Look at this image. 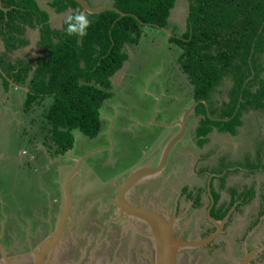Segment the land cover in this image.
Here are the masks:
<instances>
[{
    "label": "trees",
    "instance_id": "obj_1",
    "mask_svg": "<svg viewBox=\"0 0 264 264\" xmlns=\"http://www.w3.org/2000/svg\"><path fill=\"white\" fill-rule=\"evenodd\" d=\"M186 1L185 29L171 31L167 43L180 51L177 65L188 80L194 103L204 100L211 118H229L213 120L203 103L196 105L193 113L201 117L194 136L203 145L215 129L234 134L244 112H264V0ZM176 2L113 0L125 16L114 11L88 14L90 26L81 37L67 34L66 21L60 29H52L47 13L34 0H0V78L5 87L10 80L27 87L26 113L44 106L46 99L51 101L44 107V119L52 156L71 150L74 132L89 138L99 134L101 108L113 96L111 78L129 59L126 48L141 41L144 26L168 28ZM52 5L57 13L81 12L73 0H53ZM36 26L35 63L10 59L27 42L25 28ZM252 197L249 193L244 202ZM213 199L214 214L218 197ZM229 208L215 216L222 219Z\"/></svg>",
    "mask_w": 264,
    "mask_h": 264
},
{
    "label": "rangeland",
    "instance_id": "obj_2",
    "mask_svg": "<svg viewBox=\"0 0 264 264\" xmlns=\"http://www.w3.org/2000/svg\"><path fill=\"white\" fill-rule=\"evenodd\" d=\"M101 1L102 0H99V2ZM86 2L93 8L94 6H96L95 2L92 0H86ZM40 6L44 11L47 12L48 15H53L52 10L50 9V6H48V4H43ZM187 7L188 3L186 0H177L174 9L171 11V16L169 18L170 24L166 29L175 33H177L178 30V33L184 31L186 23L185 19L187 16ZM88 14L90 13H87V15ZM65 20H57L52 24H49L50 26H55L52 28H61ZM36 34V31L31 32V42L29 46L21 47L18 53L13 54V57L11 59L15 60L16 58H26L29 56L34 62L36 56L39 55V49L34 46ZM168 38L169 35L163 29H158L151 26L143 27V36L141 38V41L137 45L129 46L128 48H126V52L129 57L127 63H130L128 68L125 69L121 77L116 80L115 84L112 86V98L107 102H104L101 108V131L94 138L98 139L99 137H101V140L94 141L93 139L87 137V139L83 143H81V139L83 136L80 133L75 134L74 145L68 152V154H65L66 159L69 160V165L72 162L70 158L75 159V157L79 155H85L100 148L99 152L90 155L84 161V163L78 170V174L73 178L72 184L74 185L72 190L78 195L85 194L87 191H90V195L100 188H113L115 179L117 180L118 185H120L121 181L123 182L133 170L144 165L149 158L154 157L153 159H155V154L160 155V151L158 150V148L161 146V144L165 143L166 137H170L167 136L166 133L170 134L173 132L174 135L180 132V127L173 126L165 130L163 125H166V123H176L182 117L184 113L181 114V117L175 122L174 120L179 117L180 113L171 114L175 109H177V106L180 105V101H182V107H186V104H188L187 101H189L190 105L187 106V110L193 105L194 101L191 92L192 90L189 84L185 83L186 76L177 72L180 69L177 65V57L179 56L180 51L175 46L167 43ZM22 50H24V53L21 52ZM159 63L162 65V68H159ZM169 68H171L170 74L173 76V79L168 82L171 85V87H168L173 91L171 93L175 94V96H179V94L182 93L181 97L179 98L175 97L169 99L166 95L163 96L162 94L165 91L167 92V85L161 86L160 79H169V76L165 75L169 73ZM159 70H162L160 72V76L158 74ZM178 74L180 75L178 76ZM180 77H183V80L180 79ZM182 81L184 83H182ZM174 88L177 91L174 90ZM182 89H184V91ZM184 93H188L189 95H183ZM50 102L51 101H47L46 103ZM107 104L112 105V108L111 106H107ZM171 104H173L174 109L168 110V106H170ZM122 106L126 108L125 113L120 110ZM39 110H42V108H39ZM139 114L143 116H140ZM193 114L189 117L190 121H195L196 119V116ZM104 117L108 118V120L104 119ZM191 127L192 125H190V127H188L189 129L186 130V133L182 139L183 144L181 148L186 149L188 147V143L184 144V140L190 138L189 133L192 132ZM161 129L164 130L162 131ZM40 130L42 129L40 128ZM47 130L48 126H46L43 130L44 136L45 134H47ZM121 130H124V132H120ZM13 131L15 132L14 126L9 128V132L13 133ZM26 131L31 134V131H33V127L27 128ZM249 131L253 132L252 130L248 129V131L245 133L246 136L250 135ZM78 134L79 138L77 139ZM28 147H30V144H28ZM241 148L243 149V152H246V150H248V152L246 153L244 160L238 161V163L240 165H243L242 162L248 164V161L252 159L251 155L254 154L255 151L251 147L250 149H247L249 147H247L245 144L242 145ZM90 149L93 150L89 151ZM193 154H195V150L191 155L193 157H196ZM173 156L174 155L172 154L170 161L173 159ZM175 158H177L176 161L180 163L186 161V158L184 156H180V154L178 156L176 155ZM226 161L228 162L227 158ZM97 162H99V164H97ZM250 164L253 166H257L258 161L256 159L252 160ZM87 166L88 168H86ZM26 167H24L23 171H15V173L11 170L0 172V192H11V195L13 194L11 200L21 206L22 209L25 203L28 207L29 203L31 202L33 204H35L36 202H40L38 204L44 202V222L42 223V225L37 224L33 227L30 225L27 229V237L31 236L32 232L42 230L44 240L39 244V246L38 244H35L33 246V251L38 252V249L48 240L49 235L54 233L55 228L57 227L54 223H57V219H60V216L63 213L64 198L62 197L63 189L61 187H63V182L67 175L65 177H62L61 174L55 173L54 171L59 168V166L54 165L50 167L49 170L51 171L46 172L43 169L38 170L37 173H35L36 177H33V172L28 169L29 166L26 165ZM64 169L65 168H63V170ZM70 172L71 171H69L68 174ZM58 175H60L61 178ZM168 175V172L164 171L163 176L165 177ZM56 178H60V180L57 181ZM191 178L194 179L196 177ZM79 179H81V181H79ZM152 179L153 181L147 183V181ZM158 179L159 178H155L154 176L145 178V183L150 184V186H154L150 191L149 197L146 200L143 197L139 196L138 198H135L132 191L128 192L127 199L129 201H132V203H142L143 205L148 204L150 206H155L156 204L159 206H157V208H163L162 204L170 203V209H172V201L178 195L180 191V185H182L184 182H187L185 176L181 180H176L177 183H169V187L171 188L168 189V191L171 192L168 193L172 195V197L170 198H168V194L164 196V193L161 192L162 188H160V184L157 182ZM187 180L188 182L190 181L189 179ZM194 180V184L190 183L192 185V190H194L193 188H196L197 183L200 182V180ZM36 181H38V185L40 187L36 186ZM80 182H82L83 186ZM240 185L241 184H237V186ZM74 188L78 189L75 190ZM117 189L114 190L112 198L119 190ZM50 192H53L57 195L59 192V195H61V197H56V199H54V197L50 198L48 195V193L50 194ZM194 192L199 193L198 189H195ZM236 193L237 192L235 190H232L228 191L227 195L232 196ZM212 195L216 197L213 191ZM242 195L245 196L246 194ZM206 196H208V199L211 200V194L208 193V190H206ZM197 197L199 198V200H201L202 195H199ZM238 199L240 198H235L234 201ZM4 200L11 203V201H9V196L6 195L4 197H1V208L2 201ZM82 202V198L76 197L75 208L74 211L71 212V214L73 216L74 222L82 221V224L79 223L76 226L77 228L82 227L83 230H86V228L90 227L91 229V236H89L88 234L85 235L87 237L86 240L88 244L85 246L82 244L79 246V249L77 248V250H80V252L83 253L85 259L81 261L79 258H76V262L74 263L75 260L69 259V257L67 256L68 254L59 253L60 250L67 251L70 248L69 242L67 243V245L63 243L65 237L71 236L68 235L69 232L67 231L65 235H61V239L58 244L59 248L54 252L55 264H149L146 257L149 255H154L152 240L149 238L145 239L140 238L136 235H132V231L130 230L131 226L136 224V226H138L137 230L146 233L147 235L149 234V227L147 225H144L143 222L131 217L120 219L119 210L117 208L109 206V204L105 207L103 197L98 200L90 197L88 201L90 204L92 203L94 207L99 206L98 203H101L100 208L102 209V211L105 207L104 210H107L106 212L108 213L106 216L101 217V220H99V215L97 213L92 211L89 212L85 206L82 208ZM48 203H50L51 205L48 206ZM233 208L234 204L229 209V211H231ZM23 210L26 211V209ZM117 216L119 220L115 221ZM129 223L131 225H129ZM18 225L19 224L3 225L1 222L0 232H2V227L6 226V230L8 229L9 231L13 230L15 226L18 227ZM97 225L99 228L96 227ZM104 225H112L113 227H116V230L115 228L113 229L109 227L110 232H107ZM21 226L23 225H19L18 230ZM49 226L51 227L49 228ZM77 232L79 233V231ZM1 234L2 233H0V237H2ZM8 234L11 235L10 233ZM177 234H180L179 230H177ZM32 236L36 238V235ZM78 236L81 237V233H79ZM11 237L15 238L14 235H11ZM11 237L9 238L12 239ZM241 241L242 239L238 240V242ZM246 241L249 243L250 238H246L245 235L243 236L242 243H236L235 246L242 244L246 252ZM18 244H21V246H18V250L15 248V250H17L15 252L16 254L12 255V258L9 259L11 263L32 264V260L34 258L32 254L33 251H31L30 254L28 250H26V247L24 248L23 242L19 241ZM1 246L2 245L0 244V247ZM36 246L37 248L35 249ZM131 246L135 247L136 253H134V251L130 249ZM184 250L185 249H182L179 254L180 264H206V261H210L209 258L211 257L209 255L199 257L198 254V258L192 257L191 260H188L186 256L187 254ZM246 254H248V252H246ZM201 259L204 261V263L201 261ZM0 264H3L1 259Z\"/></svg>",
    "mask_w": 264,
    "mask_h": 264
},
{
    "label": "crops",
    "instance_id": "obj_3",
    "mask_svg": "<svg viewBox=\"0 0 264 264\" xmlns=\"http://www.w3.org/2000/svg\"><path fill=\"white\" fill-rule=\"evenodd\" d=\"M36 1L40 5H43L44 2H47V0H36ZM92 1H94L96 5L94 6V8H97L102 3L110 4L113 0H108V2H106V0H102L101 2H99V0H92ZM52 13L53 15L49 16L50 24H52L57 20H65V18L69 16L68 10L64 11L63 13H56L55 10H52ZM35 29L28 27L25 28L24 37L27 39V42L24 46H29L31 42L30 34L31 32L36 31L37 34L34 41V46L37 48L39 32L37 31V29L36 30ZM56 29H60V28L56 27ZM18 51L19 49L16 50L14 54L18 53ZM21 52L24 53V50H22ZM9 57L11 59L13 57V54L12 55L10 54ZM27 58L32 60V58H30L29 56L20 59H27ZM127 62L128 60L125 63L126 65L124 64L125 66H123V68L120 69V71H118L111 78V92H112V86L115 84L116 80H118L121 77L122 73H124L125 69L128 68L130 63ZM159 68H162V65L160 63H159ZM170 70L171 68L168 69L169 73L165 74L166 76H169L168 80L166 78L160 79L161 86L167 85L166 87L167 92L162 91L163 92L162 94L163 96L166 95L169 99L175 97L179 98L181 97L182 93H180L179 96H175V94L171 93L173 91L169 89L171 85L168 82H170L173 79V76L170 74L171 73ZM161 71L162 70H159L158 72L159 76ZM177 72L183 74L180 69ZM179 75L180 74H178V76ZM182 78L183 77H180V79ZM185 79H186L185 83L188 84V80L186 77ZM182 83L184 82L182 81ZM26 88L27 87L17 86V85L12 86L11 80L9 81L8 87H5V85L3 84V79L0 78V172L11 170L12 172L15 173V171H23L24 167H26L27 165L29 166L28 169L33 172L32 174L33 177H36L35 173H37L38 170L43 169L44 171L48 172L51 171L49 170L51 166L58 165L59 168H57L54 172L61 174L62 177H65L66 175H68V172L72 171L73 168L75 167L74 159L70 158L72 162L69 165V160L66 159L65 154L59 156H52L49 150L51 142L50 140L47 139L48 133L45 134V136L43 135V130L46 127L44 123V115H45L44 107L46 106V104H48L46 102L50 100L46 99L44 101V106L37 105L34 107V109L31 112L26 113L24 112L23 109L26 93L28 92L25 90ZM174 90L176 89L174 88ZM182 90L184 91V89ZM183 95H189V94L184 93ZM187 102L188 104L186 105L189 106L190 105L189 101ZM179 104L180 105L177 106V109H175L174 112L171 113V114L180 113L179 117L174 120L175 122L181 117V114H183L187 110V106L186 107L181 106L182 101H180ZM107 106L109 107L111 106L112 108V105L107 104ZM168 107H169L168 110L174 109L173 104H171ZM39 108H42V110H39ZM125 109L126 108L122 106L120 110L123 113H125ZM193 111L190 115L193 114ZM190 115L187 118L186 130H188L189 129L188 127L192 125L191 127L192 132L189 133L190 136V138H188L189 140L188 139L184 140V144L188 143V147L186 149L181 148L183 144L182 143L183 141H181L172 149L169 155V165H168L169 167L167 168V170H165L169 174L168 176H166V178H171L173 175L177 177H179V175H182V178H184L185 176L187 182H188L187 179H189L190 180L189 182L192 183L195 182L194 179L200 180V182L197 183L196 188L199 191V195H202V197L200 200V204H199L200 207L197 214L203 215L201 221L203 219V223L206 224L207 222L204 219V216L207 213V208H208L207 206L210 200L208 199V196H206L207 189L210 191L209 194H211V192L213 191V193H215V195L219 197L216 214H218L222 209L229 208V205H231V203L236 198L234 197V195L237 194L242 196L240 198V201L238 202L234 201L235 204L233 203L234 208L229 212V215L232 213V211H234V209H236L235 207L237 205H238L237 207L238 209L235 210L237 212L233 213V216H230L229 225L231 226L246 225L247 229H250L249 238L251 240V243L257 245L258 242L263 241V235H264V228H263L264 225L263 222L264 112L254 111V110H249L244 112L241 118L242 123L236 129L234 134H230L227 132H220L215 129L208 135V141L203 145H199L197 143V139L194 136L195 128L197 127L198 121L200 120L201 116L195 115L196 116L195 121H190L189 120ZM104 119L108 120V118L106 117H104ZM167 124L169 123H166V125ZM13 126L15 127V132L13 131V133H11L9 132V128ZM31 127H33V131H31L32 135L26 131L27 128H31ZM39 127L42 130H40ZM164 129L167 130L169 129V127ZM164 129L161 130L163 131ZM248 129L252 130L253 132L249 131L250 135L246 136L245 133L248 131ZM120 132H124V130H121ZM77 133L79 132L73 133L74 141H75V134ZM166 135L170 137H166L165 139L166 141L164 140L165 143L161 144V146L158 148L160 153H161V149L165 146V144L173 135V132L170 134L166 133ZM82 136H80L82 137L81 143H83L87 139L86 136L84 135ZM78 138H79V134L77 136V139ZM91 139L96 141V140H101V137H99L98 139H94V138ZM28 144H30V147H28ZM244 144L247 147H249L247 149H250V147L253 148L255 153L251 155L252 159L250 161H248L247 159V161L249 162L248 164L242 162L243 165H240L238 161H243L246 156V153L248 152V150H246V152H243V149L241 147ZM92 150L93 149H90L89 151ZM194 150H195V154L193 155L196 157H193L191 155ZM68 152L66 154H68ZM172 154L174 156L173 159L170 161ZM179 154L180 156H184L186 158L185 162L180 163L176 161L177 158L175 157L176 155L178 156ZM158 155L159 154L157 155L155 154V159H153L154 157L149 158L147 162L148 161L149 163L155 162L157 159L160 158V155L159 156ZM83 156L84 154L79 155L75 158H81ZM226 158L228 159V162L226 161ZM255 159L258 161L257 166H253L250 164V162ZM97 164H99V162H97ZM63 168L65 169L63 170ZM78 172L74 174L71 179H69V188L70 191L73 193L72 198L75 199L74 200L75 202H76V197H78L79 195L72 190L74 185L72 184V181L73 178L78 174ZM58 176L61 178L60 175ZM191 177H196V178L193 179ZM60 178H56L57 181L60 180ZM79 181H81V179H79ZM80 183L82 185V182ZM237 184H241V185L237 186ZM36 186L40 187L38 185V181H36ZM232 190H235L237 193L232 196L231 195L228 196L227 195L228 191H232ZM51 193L53 192H50V194ZM249 193L253 195V197L248 202H244L245 197L248 196ZM50 194L48 193L50 197L58 196L57 194L54 193L51 195ZM242 194H246V195L243 196ZM6 195L10 197L9 201H11L12 204L6 200L2 201V208L0 207V224L2 222L3 225H17V224L37 225L39 223L42 224L44 222V212H43V209L45 207V204H43L44 202H41V204H38L40 202H36L35 204L31 202L29 203L28 207L27 204L25 203L23 209H26V211H24L21 206H19L16 202L11 200L13 196V194L11 195V192H6V191L0 192V198ZM211 199H213L212 194H211ZM189 239H193L194 241H196V240H200L201 238L199 237V235L196 237H193V235H189ZM187 259L191 260L192 257H187Z\"/></svg>",
    "mask_w": 264,
    "mask_h": 264
},
{
    "label": "flooded vegetation",
    "instance_id": "obj_4",
    "mask_svg": "<svg viewBox=\"0 0 264 264\" xmlns=\"http://www.w3.org/2000/svg\"><path fill=\"white\" fill-rule=\"evenodd\" d=\"M34 1L36 2V4H37L38 8L40 9V11L46 12V11H44L41 8L40 4L36 0H34ZM106 2H108V1H106ZM44 4L45 5L48 4V6H50L51 10H55V7H53V5H52L53 4V0H50V1L47 0V2H44ZM108 4L109 3H107V4L102 3L97 8H103V7H108V6L114 7L112 5L113 1L109 5ZM67 10L69 11V15L73 12L72 9H67ZM4 11L7 12L6 9H4ZM55 12H56V10H55ZM63 12L64 11L59 12V13H63ZM81 12H82V8H81ZM85 14H87V12ZM49 16L50 15H48L47 23L50 26V24H49L50 23ZM65 19H67V18H65ZM50 27L52 28V26H50ZM28 28H30V27H28ZM32 28L33 29L36 28L37 31L39 32V27L38 26H36L35 28L34 27H32ZM52 29H54V28H52ZM38 39H39V37H38ZM124 64H123V66H124ZM123 66H122V68H123ZM161 153H162V150H161ZM161 153H160V156H161ZM157 162H159V159L156 160L153 163H149V161H148L147 163H145L142 166L155 167L158 164ZM168 165H169V159H168L166 165L164 166L163 173L169 167ZM154 177L155 178H159L157 180V182L160 184V188H162L161 192L164 193L163 194L164 196L168 194V198L172 197V195L169 194L171 191H168V189L171 188V187H169V183L174 184V183H177L176 180L183 179L182 175H179V177L173 175L171 178H166V176L164 177L163 174H158V175H156ZM144 180L145 179H143L141 182H139L136 186H134L131 189V191L133 192V196L135 198H138V196H139V197H143L146 200L149 197L150 191L153 189L154 186H152V185L150 186V184H147V183L148 182L150 183L151 181H153V179L147 181V183H145ZM114 183L115 184L113 185V188H100L99 190L95 191L94 193H92L90 195H89L90 191H87L85 194L79 195L78 197L82 198V201H83L82 202L83 203L82 208L85 206L89 212L92 211V212L97 213L99 215V220L102 219L101 217L107 215L108 212H106L107 210H104V209H105V207L108 204L111 207L117 208L112 203L115 202V198H116V196L118 194V191H119L118 189L120 188V186L122 185L123 182L121 181L120 185H118L117 180L115 179ZM190 183H192V182H184L182 185H180V191H179L178 195L175 197V199L172 201L173 202V204H172L173 208L172 209H170V205H169L170 203L169 204H162L163 208H161V207L157 208L158 205H156V204H155V206H153V205L150 206L148 204L143 205L142 203H134V202L132 203V201H129V202L132 205H135V206H138V207L142 206L143 208H145L147 210L155 211V212L159 213V215H161V217L165 221H168V219H172L173 220L172 225H174V235L175 236H179L180 235L184 240L189 239V235H193V237H196V236L199 235V237L201 239H204V238H207V237L211 236L212 234H214L217 231V225H219V223L224 218H226L225 223L223 224V227H222V232L215 239H213L207 246H202V247L197 248V249H185L184 251L187 254L186 256L187 257H197L198 258V256L199 257H203L204 255L205 256L209 255L211 258H209L210 261H206L205 262L206 264H213V263L214 264H237L238 262H240L241 260H243L245 258V256L247 255L246 252H248V254L250 252V253H253V255L250 257L249 262L247 264H264V235H263V241L258 242L257 245L252 244L251 240L248 243L247 242L248 240H247L246 241V243H247V245H246L247 246V251L246 252H245V249L243 248L242 244L235 246L236 243H242L243 236L246 235V238H248L249 237V233H250V229H247L246 225H234V226L229 225L230 224L229 218H230V216H233V213L237 212L235 210L238 209L237 208L238 205L235 207L236 209H234V211H232V213L230 215H229L230 211L228 209L226 215L222 219H219V218H217L215 216V215H217L216 214V210H217V204H218V201H219V197H218V201H217V203H216V205L214 207V210H213L214 214L211 213V209L214 206V199H213V204L211 203V200H209L208 206H207L208 207L207 208V213L204 216V219L206 220L207 224L203 223V219L201 221V218H203V215H198L197 214V212L199 210V207H200V205H199L200 204V200L197 197V196H199V193L198 192H194V190L197 189V188H193L194 190H192V188H191L192 185ZM116 189L118 191L115 193V196L112 198L113 192ZM208 193H210L209 190H208ZM70 194H71V206H70L69 214H71V212L74 211L75 204H76V202L74 201L75 199L72 198L73 193L71 191H70ZM56 197H59V198L61 197V195H59V192H58V196H56ZM56 197H54V199H56ZM62 197L64 198V208H63V212H64V209H65V194H64L63 190H62ZM90 197L91 198H95L96 200H98V199H100L102 197L104 198V204H105V207L103 209L104 212L100 208V204L101 203H98L99 206L94 207L92 203L90 204L88 202ZM234 197H236V195H234ZM197 198H198V202L199 203H197ZM238 201H240V199L236 200L235 202H238ZM235 202H234V204H235ZM50 205L51 204L48 203V206H50ZM232 206H230V208ZM209 208H210V210H209ZM208 210H209V213H208ZM222 210H225V209H222ZM221 211L218 214H220ZM62 215H63V213L61 214V216ZM119 215H120V211H119ZM228 215H229V217H228ZM61 216H60V218H61ZM118 216L116 217L115 221L119 220ZM263 216H264V214H263ZM119 217H120V219L125 218L122 215H120ZM59 221H60V219H57V223H54V222H52V223L56 224V226H57L59 224ZM81 222L82 221H78V222L75 221L74 222L72 214L69 215L65 219L64 224H63L64 226H63V229H62V234L65 235L66 232L68 231L69 232L68 235H71V236L70 237H65L63 243L67 245V243L69 242L70 243V248L67 251L60 250L59 253L60 254H62V253L63 254H68L67 256L69 257V259L75 260L76 258H79L81 261H83L85 259V257L83 255V253L80 252V250H77V248L79 249V246L82 245V244L84 246L88 244V242L86 240L87 237L85 235L88 234L89 236H91L90 235L91 229H90V227L86 228V230H83L82 227L81 228H77L76 226L79 223H81ZM141 222H143L144 225H147L144 221H141ZM263 222H264V218H263ZM67 224H70V225H67ZM39 225H42V224L39 223ZM49 225H51V224H49ZM129 225H131V224L129 223ZM29 226L30 225H23L18 230V227H19V225H18V227L15 226L13 230H9V231H8V229L6 230V226L2 227V232H0V233H2L1 234L2 237H0V244L7 251V257L9 259L12 258V255L16 254L15 252L19 249L18 246H21V244H18L19 241L23 242L24 248L26 247V250H28V252L31 254V251H33V249H34L33 246L35 244L36 245L38 244V246H39V244L44 240L43 239L42 230H37L35 232H32V235H36V238L33 237L32 235L27 237L28 236L27 229H28ZM31 226L33 227L35 225H31ZM50 227L51 226H49V228ZM96 227L99 228L98 225ZM104 227H105V230L107 232H110L109 227H111L113 229L115 228V230H116V227H113L112 225H104ZM137 227L138 226H136V224L131 226L130 230L132 231V235H136V236H138L140 238L147 239L148 237H147L146 233L138 231ZM56 228H55V230H56ZM263 228H264V225H263ZM177 230H179L180 234H177ZM77 231H79V233H81V237L78 236L79 233ZM8 233H10L11 235H14L15 238L11 237V235H9ZM246 233H248V234H246ZM6 234H8L9 237H11L12 239H10L8 237V235H6ZM50 236H51V234L49 235V238H50ZM239 239H242V241L238 242ZM189 240L194 241L193 239H189ZM196 241H198V240H196ZM15 248L17 250H15ZM36 248H37V246L35 247V249ZM259 248H260L261 251H258ZM130 249H132L134 251V253H136L135 252L136 249H135L134 246H131ZM197 254H198V256H197ZM13 258H16V257H13ZM0 259L2 260L1 253H0ZM201 261L204 263V261L202 259H201ZM75 262H76V260L74 261V263Z\"/></svg>",
    "mask_w": 264,
    "mask_h": 264
},
{
    "label": "water",
    "instance_id": "obj_5",
    "mask_svg": "<svg viewBox=\"0 0 264 264\" xmlns=\"http://www.w3.org/2000/svg\"><path fill=\"white\" fill-rule=\"evenodd\" d=\"M78 3L81 8V13H90V14H98L104 11H114L119 14L120 17L125 16V14L121 13L118 9L114 7H103V8H92L85 0H73ZM169 36L172 35L171 31L162 28ZM12 86L15 84L12 82ZM28 91V89H25ZM241 99L238 101V105L236 107L235 113L239 108ZM198 103H203L206 108L207 116L211 118L209 114L208 105L204 100L193 103V105L184 112L182 117L176 123L163 125L164 128H171L173 126L180 127V132L178 134H174L168 142L165 144L162 149L161 156L159 158V162L155 167L151 166H141L133 170L123 181L122 185L119 188L118 194L115 198V202L112 204L116 206L120 215L125 218L131 217L136 220L144 221L149 227V234L147 237L152 240L154 255H149L146 257L149 264H180L179 254L182 249H197L202 246H207L213 239H215L221 232L223 224L225 223L226 218H224L219 225H217V231L211 236L198 240L191 241L189 239L184 240L180 235H174V225H172L173 220L168 219L165 221L159 213L155 211H150L142 206L138 207L132 205L129 200H127V194L131 189L136 186L139 182L149 176H156L158 174H163L164 166L166 165L169 155L172 149L183 139V136L186 132L187 128V118L195 109ZM232 115V117L235 115ZM213 120L218 121H227L228 119H219V118H211ZM100 149L94 150L93 152H89L84 155L82 158H75V167L74 169L66 176L63 182V191L65 194V209L63 215L60 218L59 224L53 234H51L50 238L46 241V243L38 249V252H32L34 258L32 260V264H55L54 262V252L59 248V241L62 235V229L65 219L69 216V210L71 206V194L69 189V179L78 172L84 161L90 156L93 155ZM211 203L213 204V199H211ZM210 210V208H209ZM208 210V213H209ZM128 212V213H127ZM124 213V214H123ZM0 253L2 256L3 264H12L9 258L7 257V252L3 246L0 247ZM253 253L247 254L243 260L238 262L237 264H247L249 262L250 257ZM48 256V257H47ZM47 257V259H46ZM56 259V258H55ZM57 262V261H56Z\"/></svg>",
    "mask_w": 264,
    "mask_h": 264
},
{
    "label": "clouds",
    "instance_id": "obj_6",
    "mask_svg": "<svg viewBox=\"0 0 264 264\" xmlns=\"http://www.w3.org/2000/svg\"><path fill=\"white\" fill-rule=\"evenodd\" d=\"M67 34L69 36H85L87 29L90 26V20L87 14L77 12L74 15L70 14L66 19Z\"/></svg>",
    "mask_w": 264,
    "mask_h": 264
},
{
    "label": "bare ground",
    "instance_id": "obj_7",
    "mask_svg": "<svg viewBox=\"0 0 264 264\" xmlns=\"http://www.w3.org/2000/svg\"><path fill=\"white\" fill-rule=\"evenodd\" d=\"M128 213V212H127ZM124 214V213H123Z\"/></svg>",
    "mask_w": 264,
    "mask_h": 264
},
{
    "label": "built area",
    "instance_id": "obj_8",
    "mask_svg": "<svg viewBox=\"0 0 264 264\" xmlns=\"http://www.w3.org/2000/svg\"><path fill=\"white\" fill-rule=\"evenodd\" d=\"M25 153V152H24Z\"/></svg>",
    "mask_w": 264,
    "mask_h": 264
}]
</instances>
